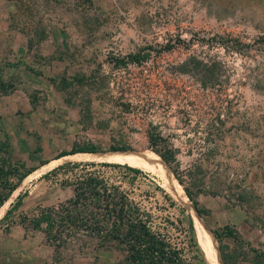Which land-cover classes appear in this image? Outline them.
<instances>
[{
	"label": "rangeland",
	"instance_id": "374dc122",
	"mask_svg": "<svg viewBox=\"0 0 264 264\" xmlns=\"http://www.w3.org/2000/svg\"><path fill=\"white\" fill-rule=\"evenodd\" d=\"M0 71L15 84L0 93V135L25 171L38 166L4 204L0 220L23 195L0 223V264H120L113 246L56 248L31 228L88 178L118 185L153 226L187 225L183 201L142 168L75 153L38 165L75 148L156 155L151 146L173 152L221 264H264V0H0ZM31 111L41 119L29 125ZM17 225L23 246L4 232Z\"/></svg>",
	"mask_w": 264,
	"mask_h": 264
},
{
	"label": "trees",
	"instance_id": "16d2710c",
	"mask_svg": "<svg viewBox=\"0 0 264 264\" xmlns=\"http://www.w3.org/2000/svg\"><path fill=\"white\" fill-rule=\"evenodd\" d=\"M14 89V82L4 78L0 71V93L8 94ZM155 137L149 132V143L153 144ZM151 149L170 167L179 183H182L170 162L173 152L168 151V156L155 146H151ZM109 150L125 148L111 147ZM96 151L93 147L75 148L61 155ZM123 167L134 173L140 172L138 168L128 164ZM23 168L24 163L13 155L7 136L0 135V208L9 200L19 183L35 169L33 167L25 171ZM183 189L196 205L188 188L183 186ZM22 197V194L18 195L17 202L6 210L0 223L8 218L13 208L19 206ZM167 199L169 200L168 197ZM170 202L173 203L172 200ZM180 204L188 212L186 204ZM199 216L201 217L200 214ZM25 220L23 218L21 223ZM187 220L188 224L185 225L181 217L172 219L166 216L164 226H153L151 214L142 210L118 185H107L96 178H88L76 184L72 198L56 206L41 208L29 222L33 230L43 231L47 241L56 248H82L89 241H95L99 247L113 246L122 254L120 264H206L204 254H200L194 223L190 216ZM9 230L8 226L4 232ZM209 230L217 241V232ZM206 232L211 236L207 229Z\"/></svg>",
	"mask_w": 264,
	"mask_h": 264
},
{
	"label": "bare ground",
	"instance_id": "6f19581e",
	"mask_svg": "<svg viewBox=\"0 0 264 264\" xmlns=\"http://www.w3.org/2000/svg\"><path fill=\"white\" fill-rule=\"evenodd\" d=\"M71 157L75 160H84L91 162L125 163L130 166H136L142 168L143 170L147 172H151L156 176H158L159 179L161 180L162 186L166 188L169 192H171L173 195L180 198L183 201V203L186 204L190 217L194 223L198 243L200 247L203 249L208 263L221 264V258L219 256V253L213 242L205 234L203 224L199 219V216L197 215L196 209L189 201L179 181L172 174L168 166L157 155H155L150 151L131 152V151L115 150V151L100 152V153H94V152L77 153L72 155ZM37 171L38 170L29 174L28 178L35 176L37 174ZM16 191H18V189ZM5 208H6L5 205H3L0 208V217L4 212Z\"/></svg>",
	"mask_w": 264,
	"mask_h": 264
},
{
	"label": "crops",
	"instance_id": "0c3cea01",
	"mask_svg": "<svg viewBox=\"0 0 264 264\" xmlns=\"http://www.w3.org/2000/svg\"><path fill=\"white\" fill-rule=\"evenodd\" d=\"M5 115H6V113H5ZM5 115H4V117L3 118H5ZM30 118H29V125H32L33 123L34 124H36L35 122H34V119L36 118V119H41V114H39V112H37V111H31V113H30ZM5 120H6V118H5ZM70 123V122H69ZM38 125H43V122L42 121H39L38 122ZM66 124H65V121L64 120H60V129L58 130L60 133H63L64 131H65V128H66ZM45 127V126H44ZM42 128V130L41 131H43V129H45V128ZM54 132L55 133H57L55 130H54ZM7 133H8V136H9V131H7ZM7 136V135H6ZM7 136V138H8V140H9V142L11 143V148H12V151H13V155L15 156V158L16 159H23L24 157L22 156V154L21 153H19V152H21V149H20V146L16 143V141L14 140V139H12L11 137H8ZM43 151H45V148H43ZM71 151V150H70ZM63 152H67V151H62V153ZM69 152V151H68ZM62 153H59L58 155H57V157H54V158H50V157H48L49 158V160H47V158H42L43 160L40 162V163H38V165L40 166H42L43 164H47V162L49 163V161L51 162V160L52 159H54V160H56V159H60V158H63V156L64 157H67V156H69L68 154H66L67 156H65V155H61ZM78 153H86V152H78ZM70 155H72L73 153H69ZM75 154H77V153H75ZM53 161V160H52ZM79 161V160H78ZM81 161H84V160H81ZM23 162V161H22ZM37 166V165H36ZM38 167V166H37ZM37 167H34V168H37ZM243 218H244V216L243 215H241V216H239V219H241V221H243ZM201 220L203 221V217H201ZM239 222V221H238ZM203 223H204V221H203ZM18 227V225L17 226H15V227H11L10 228V230H9V232L7 233L8 235H9V237H11V240H14V242H17V243H19L21 246H23V244H21V243H23L22 242V237H23V234L21 233V230H20V227L19 228H17ZM208 229H210L208 226H206ZM14 229L16 230V233H14L13 231H14ZM216 229V228H215ZM16 246H17V244L16 243H13V244H11V248H16ZM1 252L0 253H3V251L2 250H0ZM1 257H2V254L0 255ZM239 264H257L254 260H252V261H250V260H247V261H241V262H239Z\"/></svg>",
	"mask_w": 264,
	"mask_h": 264
},
{
	"label": "water",
	"instance_id": "95a60500",
	"mask_svg": "<svg viewBox=\"0 0 264 264\" xmlns=\"http://www.w3.org/2000/svg\"><path fill=\"white\" fill-rule=\"evenodd\" d=\"M170 168V167H169ZM29 174V173H28ZM25 178V177H24ZM22 182V181H21Z\"/></svg>",
	"mask_w": 264,
	"mask_h": 264
}]
</instances>
